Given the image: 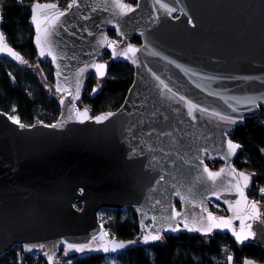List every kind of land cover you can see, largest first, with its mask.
<instances>
[{
	"label": "water",
	"instance_id": "95a60500",
	"mask_svg": "<svg viewBox=\"0 0 264 264\" xmlns=\"http://www.w3.org/2000/svg\"><path fill=\"white\" fill-rule=\"evenodd\" d=\"M34 2L56 4V11L65 13L54 27L49 25V47L55 62L48 47L45 55H40L30 16L38 56L51 61L59 114L50 124L36 121L20 128L8 119L10 114L0 110V255L14 244H19L23 253L37 252L48 263L60 247L66 256L117 254L138 243L156 242L145 243L143 239L156 231L161 236L189 232L182 223L179 231L166 230L172 208L206 216L194 205L202 202L211 212L207 208L210 200L226 211L222 215L211 213L231 217L232 228L239 231L240 220L225 203L231 201L235 208L239 199L234 190H227L232 181L229 173L231 168L251 173L233 164L241 147L228 155L227 140L239 144L230 138V132L264 106V99H257L256 105L247 103L249 97H264V0H162L175 9L171 13L156 0H121L132 9L123 13L114 0H76L71 8L50 1ZM51 11L46 10L48 14ZM1 20L0 11V24ZM108 28L114 30L115 37L107 33ZM132 35L140 37L139 44L129 41ZM128 45L137 49L135 64L121 55ZM105 51L112 59L131 66L133 79L118 108L91 115L89 108L79 107L77 101L90 73L97 78L106 75L107 63L99 59ZM0 56L22 63L5 52ZM95 64L106 66L103 76H98ZM189 102L198 106L192 116L188 114ZM85 109L87 118L81 122L75 113ZM107 112L114 115L95 121L94 117ZM213 113L231 116L237 122L230 124ZM205 156L222 164L213 169ZM205 165L213 172L224 169L215 184L203 172ZM189 188L195 197L193 203L181 202L174 195L176 190L187 194ZM246 195L254 199L247 189ZM158 200L161 203L157 204ZM124 206L136 213L141 230L138 239L111 236L98 218L101 208ZM262 227L254 223L257 235L244 242L257 244L264 254ZM212 232L227 233L237 242L228 228ZM102 233L107 234L104 242H108L109 252L101 247ZM113 242H123L125 247L112 251ZM67 244L87 247L78 252L68 249ZM246 259L264 264V260L252 258H244L241 264Z\"/></svg>",
	"mask_w": 264,
	"mask_h": 264
},
{
	"label": "trees",
	"instance_id": "16d2710c",
	"mask_svg": "<svg viewBox=\"0 0 264 264\" xmlns=\"http://www.w3.org/2000/svg\"><path fill=\"white\" fill-rule=\"evenodd\" d=\"M34 1H50L61 8L68 6L70 0H0V28L7 42L21 53L26 63L16 64L0 56V110L15 113L22 124L36 121L52 123L59 114L57 94L49 89L42 80L54 83L51 61L39 57L32 43L33 28L30 24V5ZM135 3V0H125ZM107 33L115 37L113 29ZM129 41L140 43L138 35ZM107 63L106 75L97 78L87 76L82 95L77 101L79 107H88L91 115L102 111L114 110L122 103L133 79V68L126 62L114 60L105 51L99 58ZM42 75V76H41ZM96 89L93 92V89ZM230 138L241 145L233 159V164L242 170L254 173L247 189L250 197L259 201L264 212V199L259 189L264 187V106L259 107L256 115L246 116L234 126ZM206 164L216 169L221 160L204 157ZM178 206V202L175 201ZM209 205V206H208ZM207 208L215 214H226L223 205L208 204ZM129 214L123 215L121 209L111 208L109 219L104 227L111 236L120 239H138L141 230L137 224L136 213L128 206ZM100 210H106L101 208ZM105 254L64 255L60 247L51 264H104ZM118 264H241L244 258L264 260L260 247L251 242L237 243L227 233L212 232L201 235L194 232L179 231L165 233L160 241L147 244L138 243L116 254ZM232 260L229 262L228 257ZM0 264H50L43 257L26 254L20 245H13L0 255Z\"/></svg>",
	"mask_w": 264,
	"mask_h": 264
},
{
	"label": "snow or ice",
	"instance_id": "6c2138e0",
	"mask_svg": "<svg viewBox=\"0 0 264 264\" xmlns=\"http://www.w3.org/2000/svg\"><path fill=\"white\" fill-rule=\"evenodd\" d=\"M115 6L118 7L121 12H127L131 11L130 5H125L121 3V0H114ZM156 3L160 4V7L165 9L168 13H171L175 11V9L170 8L166 3H163L162 0H156ZM76 0H71L70 4L68 5L69 8L75 6ZM56 4H40L38 2H33L31 5V22L35 25L36 29V36H35V44L36 47L40 50V55H45V48L48 47V55L52 56L53 62L56 61V56L52 54L51 48L49 47L50 40L49 37L51 35V26H55V22L59 20L60 17L64 16L65 13L63 11H56L57 9ZM46 10H52L51 14H48ZM46 22V23H45ZM189 23H192L191 20H189ZM101 45H103V41L100 42ZM111 47L112 45H108ZM0 52H5L8 55L12 56L14 59L21 61L23 63H26V61H23L18 53H16L12 48H10L5 43V37L3 33H0ZM137 52V49L134 48L132 45H128L127 49L121 53V55H124L126 59H131V62L133 64L137 63V60L135 59V54ZM130 54V55H129ZM115 55V51H114ZM96 68L98 76H103L104 72L102 71L106 66L104 64H95L93 65ZM84 69H80V72L82 73ZM57 76H59V72H57ZM158 79V78H157ZM163 84V81H161ZM80 87V82L77 80V95ZM165 88H167V85H164ZM57 91H61L59 85H57ZM96 89H93V92H95ZM171 91V89H169ZM181 100H184V97H180ZM257 99H264V97H249L247 98V103L250 105H256ZM61 104H64V99H61ZM198 106L188 103V109H189V116H192L193 110L197 109ZM201 112L207 111L206 109L200 108L198 109ZM233 111H236L235 108H233ZM214 115L218 116L220 120L228 122L230 124H235L237 121L233 119L231 116L227 115H220L219 113H213ZM76 118L83 121V119L87 118V110L85 109L84 112L76 111L75 113ZM114 115V113L107 112L103 113L100 116L94 117L95 121L97 123L102 122L103 120H107L110 116ZM9 120L12 121V123L17 124L20 128H24L25 125L22 124L18 117L12 115L8 117ZM47 127H57L58 125H46ZM241 145L234 143L232 140H227V154L233 155L236 153L237 149H239ZM206 151V149H205ZM225 159L227 157H224ZM201 165H203V160L200 161ZM203 172L206 174L207 179L209 181H212L213 184L216 183L217 178L221 177V175L224 172V169H221L219 172H213L210 171L209 168L205 165L203 167ZM232 177V181L229 182L228 191L234 190L238 196L239 199L235 201L236 207L233 208V204L231 201L225 200V203L229 205V210L234 212V218L240 220V230L236 231L234 228H232V218L225 219L224 217H216L211 212H209L201 202L199 205H194L200 207L202 213H206L205 215L200 216H194L189 213H181L177 211L175 208H172L171 215L167 217L166 219L169 221L168 228L166 230L176 232L179 231V224H183V227L185 230L189 232H199L202 235H207L212 232L214 228H228L233 236L235 237L237 242H244L251 238H254L257 235V232L253 228V224H257L258 226H264V212L261 211L259 207V201L253 199L249 200L246 195V189H248L250 185V181L252 179V176L255 175L254 173L252 175L246 174L242 171L238 172L235 168L230 169L229 173ZM163 179V177H162ZM234 181V183H233ZM175 188L176 186L173 185ZM261 193V199H264V187H261L259 189ZM216 194V193H214ZM174 195L178 196L181 202L187 201L188 203H193V200L195 199L192 189H188V193L184 194L180 190H176L174 192ZM217 195V198L219 199V195ZM189 197H192V199H189ZM161 203V201H157V204ZM154 221L156 220V217L154 216L152 218ZM246 221H251V223H246ZM143 228V224L141 225ZM261 231L264 232V227L261 228ZM106 233H102L100 240L102 241L101 247L103 248L104 252H109V244L108 242H104V237L106 236ZM96 237H93V240H95ZM144 242L147 243L148 241H160L162 239L160 231H156L154 234L145 235L143 237ZM129 243H134L133 241H129ZM41 247H43L41 245ZM85 247L87 245L83 244H67L68 249H75L78 252L84 251ZM125 245L123 242H113L111 244V250L116 251L117 249L124 248ZM26 250L31 251L30 248H27ZM52 258L49 257V261L51 264ZM229 262H231L232 257H228ZM244 264H254V261L251 260H245Z\"/></svg>",
	"mask_w": 264,
	"mask_h": 264
},
{
	"label": "rangeland",
	"instance_id": "374dc122",
	"mask_svg": "<svg viewBox=\"0 0 264 264\" xmlns=\"http://www.w3.org/2000/svg\"><path fill=\"white\" fill-rule=\"evenodd\" d=\"M42 76V75H41ZM42 80H43V82L45 83V85L49 88V89H51V90H53V83H48V82H46L45 81V79H44V77L42 76ZM12 115H14V116H16V114L15 113H11V115L10 116H12ZM17 117V116H16ZM221 165V164H220ZM219 165V166H220ZM208 204H212V205H215V206H219L220 205V203H218V202H216V201H214V200H210V201H208ZM209 206V205H208ZM104 209H106V210H99L98 211V218L101 220V222L103 223V224H106L107 222H108V219H109V211H110V209L111 208H104ZM121 209V211H122V214L123 215H127V214H129L130 213V211H129V209H128V206H124V207H122V208H120ZM106 231L108 232V228L106 227ZM15 246H17V245H19V244H14ZM34 257H37V255H39L37 252H33V253H31ZM104 264H118V258H117V256H116V254H105L104 255Z\"/></svg>",
	"mask_w": 264,
	"mask_h": 264
}]
</instances>
